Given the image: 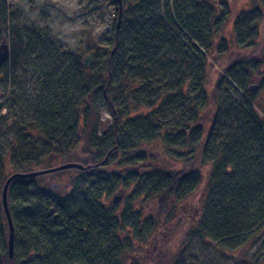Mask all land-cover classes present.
<instances>
[{"label": "trees", "instance_id": "trees-1", "mask_svg": "<svg viewBox=\"0 0 264 264\" xmlns=\"http://www.w3.org/2000/svg\"><path fill=\"white\" fill-rule=\"evenodd\" d=\"M252 1L254 8L233 23L236 51L226 59L224 39L213 52L220 20L214 14L218 7L227 14L221 0H111L113 29L94 69L31 35L27 51L37 89L31 117L6 154L8 172L0 174V264H122L132 232L145 240L156 229L169 238L173 224L194 227L187 214L183 226L178 220L205 179L202 212L195 217L201 237L242 251L264 235V114L256 91H247L264 66L258 41L264 0ZM204 4L207 14L200 18ZM214 63L220 70L208 91L206 70ZM102 115L110 124L99 135ZM35 139L40 147L28 141ZM152 143L156 151L149 156ZM170 158L181 168L172 169ZM54 161L82 167L67 170L80 177L72 178L68 193L44 188L37 177L15 178L8 186L9 260L4 181L37 165L54 168ZM132 185L134 195L156 201L157 219L143 226L133 213L126 225L110 203Z\"/></svg>", "mask_w": 264, "mask_h": 264}, {"label": "rangeland", "instance_id": "rangeland-1", "mask_svg": "<svg viewBox=\"0 0 264 264\" xmlns=\"http://www.w3.org/2000/svg\"><path fill=\"white\" fill-rule=\"evenodd\" d=\"M207 1L210 0H205V4ZM221 1L226 4L227 14H222L223 7H218L217 13L214 14V17L220 20L216 25L218 36L213 52H216V44L221 43L224 39V43L228 48L227 53L223 55L226 59V54L236 51L233 34L234 21L240 14L252 10L254 5L252 0ZM260 3L262 18L258 23V41L261 46H264V6H262L264 4ZM205 4L204 7L199 6L197 13H199L200 18L207 14ZM113 15L114 10L111 0H0V44H7L9 52L7 62L0 67V102L3 103L0 110L1 175H6L8 172L10 160L6 154L17 138L21 123L30 119L31 102L36 95V79L38 76L30 67L27 51L28 39L31 35H35L40 41L52 45L61 52L69 53L81 61L88 57L91 52V61L86 69H94L103 61V50L106 48L113 29ZM219 70L220 66L217 63L207 67L208 91L212 90ZM263 78L264 66L254 72L250 84L258 86ZM229 82L241 94L237 86L230 80ZM255 91L254 101L258 110H260L258 112L263 115L264 85H260ZM100 121L102 125L99 135L110 124L107 115H102ZM38 140L28 141L40 147V141ZM149 151V156L153 151H156L154 143L149 145ZM61 162L54 161L49 165L57 167L60 166ZM40 165L45 166L47 162L44 161ZM40 165L34 168V172L41 171ZM169 166L172 169H179L181 168V162H174L170 158ZM130 167L127 169L136 171L135 168V170H132ZM206 171L207 167H203V172ZM40 177H37L39 185L44 188L57 185V189L51 190L60 193L70 191L72 178L80 179L77 173L67 170L53 173L49 177ZM206 182L207 179H205L198 192L187 201L186 206H182L181 211L183 214L180 216L181 220H178V224L183 226V215L187 214L188 219L192 222L191 226L193 224L194 227H190L191 229L183 227L178 230V226L175 227L173 224L171 230L173 233L169 238L163 237L161 232L156 229L145 240H142V237L140 238L142 235L137 233L133 235L132 232L130 235L131 241H127L125 251L122 253L123 256L120 257L122 264H248L249 262L250 264H264V235L255 242H248L243 246L242 251L238 247L235 249L230 247L228 243L217 246L215 242H208L201 237V233L198 231L199 225H197L198 221V224H200V216L197 219L195 217L201 215L200 212H202L203 202L201 197L205 193ZM133 191L134 187L132 185L125 192H117L122 196V201L115 205V212L123 215L127 223L128 220H131L130 213L139 215L141 226L149 218L157 219L155 199L142 197L141 194L134 195L135 192ZM168 212V209H166L165 214H168ZM174 219L177 220L176 214ZM126 225L131 227L129 223ZM256 228L257 226L254 229ZM154 237L157 250L149 252L150 248L154 246ZM163 238L168 243L162 240ZM137 243H140L139 246ZM159 251L162 255L159 258H153L155 253L157 254Z\"/></svg>", "mask_w": 264, "mask_h": 264}, {"label": "water", "instance_id": "water-1", "mask_svg": "<svg viewBox=\"0 0 264 264\" xmlns=\"http://www.w3.org/2000/svg\"><path fill=\"white\" fill-rule=\"evenodd\" d=\"M119 22H120V13L118 15V19H117V25L116 28H118L119 26ZM8 56H9V52H8V46L5 43H1L0 44V67L5 64L8 60ZM91 57H92V53L90 52L88 57H86L85 59H83L82 61V66L84 68H87L89 66V63L91 61ZM256 85L252 84L247 88V91L252 93L256 90ZM3 106V103L0 102V110ZM68 169H79L81 170L82 167L76 164H63L51 169H47V170H41V171H37V172H31V173H27V174H12L10 175L3 187H2V192H1V202H2V207H3V212L8 224V239H7V252H8V258L9 260L12 259L13 257V244H14V230H13V225L11 222V217H10V213L8 210V205H7V189L8 186L10 184V182L15 179H25V178H31V177H38V176H42V175H46V174H51V173H55V172H60V171H64V170H68ZM52 189H57L58 186L57 185H53L51 187ZM122 201V196L119 193H116L115 195H113L110 203L113 205L119 204Z\"/></svg>", "mask_w": 264, "mask_h": 264}, {"label": "flooded vegetation", "instance_id": "flooded-vegetation-1", "mask_svg": "<svg viewBox=\"0 0 264 264\" xmlns=\"http://www.w3.org/2000/svg\"><path fill=\"white\" fill-rule=\"evenodd\" d=\"M257 86V85H256ZM256 89H257V87H256ZM262 99H264V93H263V97H262ZM155 235V234H154ZM153 238V237H152ZM155 237H154V242H153V244H154V251H156L157 250V244H156V242H155ZM164 241H166V243H168V241L167 240H164ZM147 245H149V243L147 244ZM139 246V245H138ZM139 248V247H138ZM141 248V247H140Z\"/></svg>", "mask_w": 264, "mask_h": 264}]
</instances>
